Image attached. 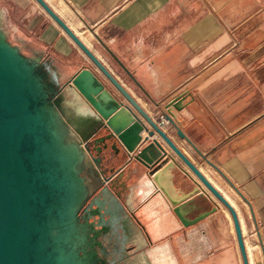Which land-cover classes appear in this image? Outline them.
Listing matches in <instances>:
<instances>
[{
    "label": "crops",
    "instance_id": "0c3cea01",
    "mask_svg": "<svg viewBox=\"0 0 264 264\" xmlns=\"http://www.w3.org/2000/svg\"><path fill=\"white\" fill-rule=\"evenodd\" d=\"M43 1L148 116L159 117L170 101L181 99L174 114L185 139L172 130L168 137L236 206L234 221L204 188L207 194L194 196L198 204L190 218L212 206L216 212L183 227L163 195L151 193L144 175L136 185L135 175L144 171L118 146L120 159L102 164L104 176H95L103 190L89 221L107 238L117 231L121 244L138 254L136 264H244L239 241L248 264H264V0ZM0 29L22 56L37 60L56 90L87 68L127 104L36 0H0ZM60 110L72 138L83 146L106 134L93 136L92 111L72 90L63 95ZM72 112L79 114L77 122H69ZM157 140L180 167L174 181L179 192L201 183ZM121 171L115 184L126 192L131 211L113 187H102Z\"/></svg>",
    "mask_w": 264,
    "mask_h": 264
},
{
    "label": "water",
    "instance_id": "95a60500",
    "mask_svg": "<svg viewBox=\"0 0 264 264\" xmlns=\"http://www.w3.org/2000/svg\"><path fill=\"white\" fill-rule=\"evenodd\" d=\"M36 2L117 88L127 104L114 97L95 73L87 68L81 69L65 86L56 90L37 60L22 56L17 48L6 41L0 29V264H42L43 254L46 255L53 246L59 249L64 246L63 253L70 264L75 261L78 262L75 264H110L106 259L105 236L101 235V230L97 229L99 225L95 224L94 220L92 223L89 221L96 215L95 209L99 205L95 198L103 189L100 188V183H89V176L94 177L95 174L94 166L88 167L86 160L90 158L89 147L72 138L61 115V99L67 89L72 90L75 97L92 111L93 115L88 119L95 127L93 136L101 132L106 133L95 143H101L104 149L115 148L117 152L120 147L130 155L137 148L140 149L136 155L131 156L144 171L135 175L136 185L144 175L152 187L151 193L157 191V194L163 195L183 227H191L217 210L216 206H212L209 210L190 218L198 204L194 196L207 194L203 185L231 211L236 221L235 212L230 205L157 126L155 117L147 115L43 0ZM179 104L181 99L177 98L166 106L174 117V111L181 109ZM44 110H47V120L54 133L66 146L65 154L67 159L74 162L77 176L65 173L60 165L49 162L45 150L47 135L42 119ZM72 114L75 118L71 117L69 122H77L79 114ZM169 123L172 125L171 121ZM176 135L185 139L179 129ZM156 136L201 183L191 181L193 188L185 193L179 192L174 181L175 169L180 170V167ZM52 146L51 142L48 147ZM100 151L101 148L98 152ZM102 158L105 159L103 156L98 161ZM90 159L92 163H98L96 159ZM117 159L111 156L106 162L115 163ZM122 174L123 171L119 172L116 178ZM95 179L97 180L94 177ZM105 181L102 182L103 188H107L113 180ZM74 183L82 185L83 197L80 200L69 195L70 186ZM182 184L184 186L185 182ZM91 195L92 206L84 210L88 217H79V212ZM115 197L118 199L119 195L115 194ZM121 205L131 211L126 202ZM68 206L74 209L69 210ZM49 218L53 219L51 225L48 224ZM77 228L84 241L83 246L92 247L90 260L83 259L77 252L78 243L73 238V232ZM89 233L93 234L95 239L91 244L87 240V237H92ZM47 234L50 236H47L48 242L43 248V236ZM66 237L69 240H66ZM239 242L243 263L248 264L243 244Z\"/></svg>",
    "mask_w": 264,
    "mask_h": 264
},
{
    "label": "bare ground",
    "instance_id": "6f19581e",
    "mask_svg": "<svg viewBox=\"0 0 264 264\" xmlns=\"http://www.w3.org/2000/svg\"><path fill=\"white\" fill-rule=\"evenodd\" d=\"M40 90V89H38ZM42 119H43V129L46 136V153H47V157L49 158V162L53 163V164H57L61 166V170L65 173H69V174H74V176H77L78 172L76 167L74 166V162H71L69 159H67V156L65 154V150H66V146L61 142L59 136L54 133L50 122L47 120V110H44L42 112ZM53 143L52 147H48V145L50 143ZM172 152V151H171ZM66 170H68V172H66ZM73 176V177H74ZM90 183V182H89ZM71 192L69 195L74 196L77 199H81L83 197V189H82V185L81 184H77L75 185L72 184L70 186ZM228 201V199H227ZM230 207L235 209V204L233 202L230 203ZM69 210L74 209L72 206H68ZM53 222L52 218L48 219V224L51 225ZM50 236V234L44 235L43 236V248L45 247L46 243L48 242V237ZM66 240H69L68 237H66ZM114 245L116 247V249L118 248V243L119 239L114 238ZM64 246H62L61 249L53 246L51 248L50 251L46 252V255L43 254V263L42 264H70L68 263V261L66 260V256L64 255L63 251H64ZM106 248L108 250V256L112 255V245L109 246V244L106 243ZM56 253V254H55ZM75 263H78L77 261H75ZM74 263V264H75Z\"/></svg>",
    "mask_w": 264,
    "mask_h": 264
},
{
    "label": "flooded vegetation",
    "instance_id": "af4514ba",
    "mask_svg": "<svg viewBox=\"0 0 264 264\" xmlns=\"http://www.w3.org/2000/svg\"><path fill=\"white\" fill-rule=\"evenodd\" d=\"M158 118V117H157ZM156 117H155V120L157 119ZM88 147H89V150H90V158H94V159H96V162H98L97 164L95 163V162H93V165H94V168H97V170H98V172H100V173H102V175L104 176V174H105V168H104V165L105 164H108V165H110V164H114V163H107L106 162V160H107V158L108 157H115V158H118V159H120V157L122 156V154H123V152L122 151H118L117 152V150L115 149V148H113V149H111L110 147H108V148H106V149H104L103 148V145L101 144V143H95V141L94 140H91V142L89 143V145H87ZM101 148V151L100 152H98V150ZM116 154H117V156H116ZM105 157V159H103L102 158V160L99 162L98 161V159L100 158V157ZM116 162V161H115ZM102 164H104L103 166H102ZM96 165H99V166H96ZM113 167V166H112ZM109 171L110 172H112L113 171V168L112 169H109ZM98 172L96 173V174H98ZM113 173V172H112ZM115 178V179H114ZM110 179H112L113 181L111 182V183H109L108 184V186L110 187H112L113 186V190H115V194H120L119 195V198L121 197V193H120V191L119 190H121L122 191V189L121 188H119L116 184H115V181L117 180V178H116V176H114V177H112V178H110ZM105 184H107V182L105 181ZM121 201L119 200V203H120ZM123 204V203H122ZM94 208V207H93ZM88 212H89V210H88ZM86 215V213L84 212V214H83V216H85ZM93 220V219H92ZM117 234V231H113L112 232V235L110 236V238L108 237L107 238V236H105V238H104V240L106 241V242H104L105 244H104V246H106V243L107 244H109V246L110 245H112V255L111 256H108V250H107V248L105 249V253L107 252V254H106V259H108V260H115V261H118V262H121L122 263V261H123V259H124V257H125V253L126 252H131V249H129V248H127V249H125V251H124V249L123 248H125V246H123L122 244H121V242H120V239H119V242H117L118 243V248L116 249V247H115V243H114V241H113V239L114 238H117L118 236L116 235ZM106 235H108V234H106ZM127 257V256H126Z\"/></svg>",
    "mask_w": 264,
    "mask_h": 264
},
{
    "label": "rangeland",
    "instance_id": "374dc122",
    "mask_svg": "<svg viewBox=\"0 0 264 264\" xmlns=\"http://www.w3.org/2000/svg\"><path fill=\"white\" fill-rule=\"evenodd\" d=\"M63 95V94H62ZM198 169H200V167H198ZM98 172V170H97V168H95V175H94V177L95 176H97L96 175V173ZM203 176H205V178H207V176H209L207 173H206V171L205 172H200ZM93 177V175H90L89 176V179H90V184L91 185H95V183L97 182L98 183V181L95 179L94 180V177ZM96 178V177H95ZM211 178V177H210ZM212 179V178H211ZM98 186V185H97ZM203 187L205 188V186L203 185ZM206 190H207V188H205ZM115 191V190H114ZM208 191V193L212 196V197H215L209 190H207ZM121 193V197L120 198H118L120 201H121V203H124L125 202V198H126V192L124 191V192H120ZM90 198H92V195H91V197H89V199H88V201L86 202V204L82 207V209H81V211L79 212V217L80 216H83V214H84V210L85 209H90V207L92 206V202H91V199ZM229 202L231 203V202H233V200L232 199H230L229 198ZM220 205H221V207L223 208V207H226L223 203H221L220 202ZM224 210H225V208H224ZM237 214V213H236ZM93 222V220H91V223ZM89 234H91V233H89ZM87 235H88V232H87ZM91 236L92 237H87V240H89L90 241V244L92 243V242H95L94 240V235L93 234H91ZM73 238L76 240V242L78 243V246H77V252H78V254L83 258V259H89L90 260V256H91V254L90 253H92L91 252V250L92 249H90V248H92V247H84L83 246V242L84 241H82V238H81V236H80V234H79V230H78V228H77V230L76 231H74L73 232ZM82 242V243H81ZM124 249V251H125V249H127V247H125V248H123ZM71 250L69 249L68 250V252H70ZM155 252V251H154ZM90 254V255H89ZM125 257H124V259H123V261H122V263L121 262H118V261H115V260H109L108 261V263H110V264H136V261H138V260H136V258L138 257V254H134V255H132V253L131 252H126L125 254ZM155 255V254H154ZM127 256V257H126ZM98 258V257H97ZM144 261V259H142V262ZM92 263V262H91ZM145 263V262H144ZM143 264V263H142ZM155 264H162L161 262H159V263H157L156 261H155ZM165 264H173V263H165Z\"/></svg>",
    "mask_w": 264,
    "mask_h": 264
},
{
    "label": "built area",
    "instance_id": "2783aa9c",
    "mask_svg": "<svg viewBox=\"0 0 264 264\" xmlns=\"http://www.w3.org/2000/svg\"><path fill=\"white\" fill-rule=\"evenodd\" d=\"M172 122V125L169 122ZM157 126L168 136L170 133L169 131H177L179 129L175 117L168 112L167 107L162 109L161 114L159 117L155 120ZM170 126V127H168ZM176 134V133H175ZM139 148H137L134 153L131 154V156L136 155L139 152Z\"/></svg>",
    "mask_w": 264,
    "mask_h": 264
}]
</instances>
